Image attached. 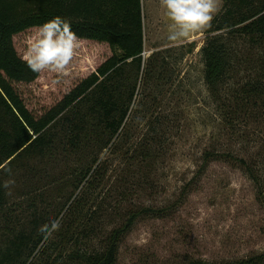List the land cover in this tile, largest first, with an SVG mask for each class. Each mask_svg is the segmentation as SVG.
Masks as SVG:
<instances>
[{
    "label": "trees",
    "instance_id": "trees-1",
    "mask_svg": "<svg viewBox=\"0 0 264 264\" xmlns=\"http://www.w3.org/2000/svg\"><path fill=\"white\" fill-rule=\"evenodd\" d=\"M223 2L201 49L204 80L217 132L253 142L248 131L264 127V0ZM57 16L78 38L75 53L105 48L107 55L56 103L39 107L32 104L28 86L48 71L65 77L71 66L65 74L37 73L26 62L32 37ZM144 28L143 0H0V264H125L122 244L136 224L176 211L178 202L132 204L139 190L158 188L153 172L162 154L153 138L125 149L140 78H163L161 73L155 77L161 65L154 56L144 57ZM215 147L202 152V164L182 196L211 162L225 161L244 170L264 200V152L243 156ZM117 154L125 169L115 175L119 184L109 188L110 159ZM62 160L70 161L71 190L60 196L58 181L47 180L50 172L41 169ZM101 186L109 189L99 200ZM56 194L54 199L65 202L52 204ZM152 256L142 252L126 264H155ZM185 264H264V251Z\"/></svg>",
    "mask_w": 264,
    "mask_h": 264
},
{
    "label": "rangeland",
    "instance_id": "rangeland-1",
    "mask_svg": "<svg viewBox=\"0 0 264 264\" xmlns=\"http://www.w3.org/2000/svg\"><path fill=\"white\" fill-rule=\"evenodd\" d=\"M223 5L221 0L220 10L213 19L222 12ZM143 6L144 57L152 60L154 56V61L161 65L155 77L161 73L163 78L152 81L140 78L127 123L130 137L125 149L142 139L153 138L158 141L162 154L156 160L153 172L158 188L154 192L139 190L132 204L162 207L178 202L179 205L164 219L140 220L122 244L123 260L126 264L138 259L143 252L153 253L155 264H185L190 259L222 262L261 253L264 251V200L259 198L255 184L244 170L225 161L211 162L206 174L194 180L186 195L182 196V192L202 164V152L215 147L216 140L220 144L215 148L238 155L246 156V151L263 153L264 127L258 129L253 125L248 131L247 139L253 142L245 138L238 142L228 135H220L204 80L205 64L201 54L209 27L174 43L168 38L172 21L161 0H143ZM37 38L38 35L32 37L29 46ZM24 47L21 42L22 51ZM106 55L105 48L95 53L84 49L75 53L65 77L46 69L48 72L38 82L28 86L32 104L42 107L56 103ZM153 128H157V134ZM107 155L108 151L104 152L103 156ZM119 155L110 159L113 178L107 185L109 188L112 183L119 184L115 175L125 169ZM69 163L62 160L41 169L50 172L47 180L58 181L59 195H68L71 190L67 174ZM109 188H99V200ZM16 189L12 190L13 196ZM58 194L51 198L52 204L65 202L66 198L54 199Z\"/></svg>",
    "mask_w": 264,
    "mask_h": 264
},
{
    "label": "clouds",
    "instance_id": "clouds-1",
    "mask_svg": "<svg viewBox=\"0 0 264 264\" xmlns=\"http://www.w3.org/2000/svg\"><path fill=\"white\" fill-rule=\"evenodd\" d=\"M172 21L169 40L178 43L206 29L221 7V0H161ZM38 38L29 46L26 62L33 72L45 69L65 74L79 42L71 25L57 16L40 27Z\"/></svg>",
    "mask_w": 264,
    "mask_h": 264
}]
</instances>
